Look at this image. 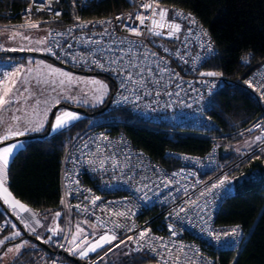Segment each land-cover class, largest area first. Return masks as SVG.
Segmentation results:
<instances>
[{"label": "built area", "instance_id": "2783aa9c", "mask_svg": "<svg viewBox=\"0 0 264 264\" xmlns=\"http://www.w3.org/2000/svg\"><path fill=\"white\" fill-rule=\"evenodd\" d=\"M100 1L0 0V25H49L48 49L52 51L48 54L71 70L108 76L114 88L112 109H126L172 134L210 138L213 144L203 154L167 151L165 155L171 159L168 165L134 146L125 133L113 131L111 121L77 134L65 151L61 167L66 221L67 216L71 220L74 214L80 215L102 231L117 236L114 245L84 264H98L111 252L109 249H114L122 240L130 243L136 252L161 264H221L220 252L237 250L247 238L240 224H221L218 216L227 198L235 192L234 169L238 163L257 151L264 156V62L245 77H230L208 66L218 55L219 48L210 29L194 12L159 0V7L168 9L167 20L182 26L181 32L176 34L178 38H169L166 28L162 30L163 35L155 36L135 20L137 13L151 15L150 10L141 8L145 0H124L125 8L113 9L107 15L85 17L84 10ZM14 2L16 8L12 5ZM178 12L190 13L197 23L191 24L177 16ZM121 16L124 19H116ZM150 23V20L145 22L146 25ZM126 24L139 27L144 35L128 32ZM189 28L192 29L190 34ZM205 31L207 36L203 35ZM209 40L211 51L207 48ZM121 49L132 51L124 55ZM121 55V65L127 66L131 58L145 69L146 83L135 86V92L131 91L134 87L131 83L127 89L119 86L124 75L118 74L120 65L112 64L111 60ZM93 61H99L104 68ZM157 65L167 71H159ZM149 67L151 76L147 72ZM206 72L222 75H202ZM8 74L10 70L0 66V81ZM154 80L159 83H152ZM245 81H252V87ZM224 89H242L250 93L259 106L258 115L243 122L222 112L214 114L216 103L220 105L218 95ZM124 96L128 99L124 100ZM250 134H258L260 142L255 144L250 140L247 146L241 147L225 142L229 138L244 139ZM233 152L239 154L238 159H231ZM221 180L225 181L223 185L201 196ZM96 197L100 199L93 204ZM182 207L185 212H179ZM116 212L126 215H113ZM16 216L25 222L21 215ZM169 225L173 226L171 230ZM237 226L239 233L232 235L231 230ZM3 229L1 225L0 234ZM146 229L150 232L140 239L139 234ZM217 234L220 240L216 239ZM130 236L135 241L128 240ZM49 240L54 249L66 250L65 246H60L64 245V240L57 234L51 235ZM63 257L54 254L58 263Z\"/></svg>", "mask_w": 264, "mask_h": 264}, {"label": "trees", "instance_id": "16d2710c", "mask_svg": "<svg viewBox=\"0 0 264 264\" xmlns=\"http://www.w3.org/2000/svg\"><path fill=\"white\" fill-rule=\"evenodd\" d=\"M166 3L182 6L194 12L200 22L210 29L219 53L210 61L209 67L220 69L230 77L242 78L264 62V0H166ZM12 5L15 8L17 6L15 2ZM126 6L124 0H102L91 4L83 13L85 17H97ZM245 56L249 57V63L243 61ZM48 58L54 60L51 55ZM218 100L220 105L216 103L214 114L222 112L228 117L243 122L258 115V104L245 90L224 89L219 93ZM103 113L108 114L113 122L111 125L113 131L125 133L134 146L143 148L155 160L168 165L171 159L166 157L167 151L203 154L213 144V140L207 137L169 133L137 118L126 109H108L95 111L93 114ZM87 118L83 117L54 133L44 130L43 135L24 136L27 138L26 144L14 154L9 164L7 171L9 189L15 197L35 209L39 215L62 208V160L71 140L89 128L86 125ZM238 141V138L225 140L226 143L233 144ZM230 156L232 160L239 158L237 152H233ZM234 175L236 176L235 192L227 198L218 216V222L227 225L240 224L245 229L247 238L237 250L221 251L220 263L264 264V156L262 153L257 151L249 158L241 160L234 169ZM0 205L1 226L5 218L4 210L11 216L14 214L1 199ZM145 257L140 264L155 262L152 258ZM21 258L10 264H38L35 259L25 260L24 256ZM67 259L68 264H77ZM83 263L85 261L81 259V264Z\"/></svg>", "mask_w": 264, "mask_h": 264}, {"label": "rangeland", "instance_id": "374dc122", "mask_svg": "<svg viewBox=\"0 0 264 264\" xmlns=\"http://www.w3.org/2000/svg\"><path fill=\"white\" fill-rule=\"evenodd\" d=\"M49 33L50 26L47 24L39 25L37 28L27 27L26 25H23V27L22 25H0V66L5 65L11 73H16V75L11 77V80L8 81L9 84L14 85L13 91L8 97L11 102L3 108H0V135H4L9 129L12 131H24L27 128L32 129L37 127L40 122H43V127L40 128V131L44 128V130H50V132L53 133L51 126L54 123L55 116L63 111L76 112L82 114L84 118L88 117L86 125L89 127L99 126L111 121L109 115L106 113L100 115L90 114L97 111L101 105L108 102L110 98L112 82L108 76L103 77V75H89L75 72L56 62L50 64L47 58L32 53L21 54L20 56L6 53L39 52L47 54ZM11 49L15 50L13 51ZM47 66L71 73L74 78L81 82L72 84L66 83L63 90L57 87L56 91H52V87L43 82L48 72ZM47 78L49 80L56 79L57 81L62 79V77L59 76ZM93 79L99 80L107 85L103 94L94 91L97 87L96 85L85 83ZM5 87L6 80L0 83L1 92L4 91ZM25 87L28 88V91H24ZM67 97H75L76 100L73 101ZM97 97L100 99H97ZM57 99L60 101L59 104L55 103ZM36 101H40V103L37 104ZM79 108L88 110V113L79 111ZM111 109L112 107L110 105L109 110ZM257 137H259L258 134H250L248 137L240 139L236 144H238L239 147L247 146L250 140H252V143L256 144L258 141L260 142ZM4 212L5 218L3 226L5 230L0 234V241H3V243H0V264H9L14 260L17 261L18 258L22 256H24L25 260H30V258H32V260L35 259L34 261L38 264L69 263L67 257H64L62 261L58 263L57 260H54V254L51 255L49 251L41 248L31 239L23 237V231L18 226L16 220L9 215L7 211L4 210ZM56 213L60 215L57 216ZM40 216L44 223L42 228L33 232L32 228L28 227L31 232L46 242L48 238L53 235L50 229H56L57 231L55 234L59 235L61 238L64 237L63 240L66 249L70 247L69 241H71L72 236L76 233V226L78 224L84 232L76 243H80L85 236H87L89 240L90 237L102 231L93 222L78 215L74 218V225L71 226L72 229H70V220L67 216L66 221L63 208L49 211ZM24 223L28 225L27 222ZM17 232L20 234L15 235ZM21 245L22 247L19 248V251H16L17 246ZM85 247H87V245H85ZM9 249H13V251H8ZM75 255L78 258H84L81 257L78 252ZM145 256L144 253L136 252L130 243L127 242L126 245L121 244L120 247H116L111 251L108 256L102 258L100 264H131L135 258L143 259L146 258ZM21 260L22 258L20 261Z\"/></svg>", "mask_w": 264, "mask_h": 264}, {"label": "snow or ice", "instance_id": "6c2138e0", "mask_svg": "<svg viewBox=\"0 0 264 264\" xmlns=\"http://www.w3.org/2000/svg\"><path fill=\"white\" fill-rule=\"evenodd\" d=\"M141 8L143 10H150L151 15L145 16V15H143L142 12L137 13L135 15V20L139 21V24L141 26L148 27L149 31H151L153 35H155V36L163 35L164 33L162 30L165 28L168 30L167 35L169 38L176 37V34L181 32V30H182L181 24L167 20L168 9L159 7V0H151V2H148V0H145V2H143L141 4ZM37 10L39 11L41 9L38 8ZM56 15L59 16L60 14L57 13ZM176 15L184 17L191 24L197 23L195 18L192 17L190 13L185 14L183 12H178ZM157 16L159 17V19H156ZM116 19L121 20V19H124V17L121 16V17H117ZM148 20L151 21L150 25L145 24V22ZM100 23H104V21H100ZM107 23L110 24L111 21H107ZM26 26L31 27V28L39 27V25L37 23H28ZM22 27H23V25H22ZM125 29L128 32L135 34L137 36L144 35V33L140 30L139 27H129L126 24ZM191 31H192V29L189 28L188 29L189 34L191 33ZM203 35L207 36L208 33L205 31V32H203ZM176 38H178V37H176ZM121 43H123V41H121ZM69 47H71V46L69 45ZM207 48L209 51H211L212 45H211L210 40H209V43L207 44ZM11 50L14 51L15 49H11ZM47 51L51 53L52 50H51V48H49V49H47ZM120 51L124 55H127L128 53H131L132 50L128 49L127 52H124V50L121 49ZM152 55H156V54L152 53ZM122 59H123V55H121L119 59L111 60L112 64L120 65L118 68V74L124 75V80L120 83L119 86L122 89H127L128 84L131 83L132 85H134V87L131 88V91L135 92L136 91L135 86H143L146 83V80H145L144 75H143L145 69L141 68L139 64L134 63L131 58H129L127 66L121 65ZM243 61L245 63H249L250 62L249 57L245 56L243 58ZM93 62L96 63L98 67H100L102 69L104 68V65L99 63V61H93ZM47 67H48V72H47L46 78L44 79L43 82L45 84H49L52 87V91H56L57 87H60L61 90H63L64 85L66 83L72 84V83H80L81 82V81L77 80L76 78H74L71 73L63 72L60 69H54L51 66H47ZM157 67H158L159 71H161V72L167 71L166 68H159V65H157ZM112 70L117 71V69H112ZM17 71H19V70H17ZM147 72L150 76L153 75L152 69L150 67L147 69ZM15 75H16V73L8 74L9 81L11 80V77H13ZM202 75L220 76L222 74L218 73V72H206V73H202ZM57 76L62 77V79H59L57 81L56 79L49 80L47 78V77H57ZM136 77H139V78L137 79ZM151 82L152 83H159L158 80H154ZM85 83H90L92 85H96L97 87L94 89V91L100 92L101 94H103L107 88V85H105L101 81L95 80V79H93L91 81H86ZM245 83H247L249 85V87H252V81H245ZM13 86L14 85L9 84V82L6 81V87L4 88V91L2 93H0V108H3L4 106L8 105L11 102L8 99V97H9V94L13 91ZM24 91H28V88L25 87ZM156 94L159 95V92H157ZM169 95H171V93H169ZM67 98L70 100H73V101L76 100L75 97H67ZM97 99H100V98L97 97ZM123 99L127 100L128 97L124 96ZM137 99H139V97H137ZM59 102L60 101L58 99L55 101L56 104H59ZM36 103L39 104L40 101H36ZM45 103H47V102H45ZM46 111H47V109H46ZM79 118L80 117L77 113H74L71 111H63V112H61L55 116V120L51 126V130L54 132L61 130L65 127H68L71 122L78 120ZM42 127H43V122H40V124L37 127L32 128V129H26L25 131H12L11 129H9L8 133L6 135H4L3 137H0V142L8 140L11 137L25 135L28 130L39 131L40 128H42ZM257 139L259 140L260 138L257 137ZM19 146L20 145L13 143V144L6 146V147H0V197H2L3 201L6 204H8L13 210H17V209L19 210L17 212V215H19V213H31L33 216H35L36 214L34 212H32V210L28 206L21 203L19 200L15 199L13 197L12 193L9 191L8 187L5 186L6 176H7V167L9 164L10 157L13 155L14 150L17 149ZM225 179H227V178H225ZM170 182L171 181H169V183ZM224 182H225L224 180H221L218 184H213L211 186V188L208 189V192L207 193L202 192L201 196H204L206 194L211 193L213 189L220 187L221 185L224 184ZM99 199H100L99 197H96L94 200H92V203L95 204L96 200H99ZM77 207H79V205H77ZM179 212H185V209L182 207V208H180ZM179 212L176 213L177 216H179ZM56 215L59 216L60 214L56 213ZM113 215L125 216L126 214L124 212H116V213H113ZM36 223L39 224V220H37ZM26 226L31 227L30 224L26 225ZM117 226L122 227V225H117ZM76 228H77V231L72 236L71 241H69L70 247L67 249L70 253H72L74 255L77 254V252H78V254L81 257H86L88 255V252H94L98 248L103 247L104 244H110L113 241L117 240V236L115 234H112V235L104 234V235H101L98 240H95V242H90L88 240L87 236H85L84 239H82L80 241V243H76V241L80 238L81 234L84 232V230L82 228H80L79 224L76 226ZM172 228H173V226L169 225V229L171 230ZM32 231L35 232V229H32ZM50 231H52L53 234H55L57 230L56 229H50ZM148 232H150V229H146V230L142 231L139 234L140 239H144L147 236ZM238 233H239L238 226L231 230L232 235H237ZM19 234H20L19 232L15 233V235H19ZM175 234L176 233L173 231L172 235H175ZM224 235L227 236V235H229V233H224ZM220 238H221V236L219 234H217L216 239L220 240ZM37 239H40V237L37 236ZM128 240L135 241V238L130 236V237H128ZM46 242H50V240L46 241ZM0 243H3V241H0ZM121 244L126 245L127 241L122 240V241H120V244H116L115 247H120ZM85 245H87V247H85ZM60 246L64 247V245H60ZM20 247H22V245L17 246L16 251H19ZM165 247H167V246L165 245ZM152 250L155 251V249H152ZM8 251H13V249H9ZM109 251H112V249H109Z\"/></svg>", "mask_w": 264, "mask_h": 264}, {"label": "crops", "instance_id": "0c3cea01", "mask_svg": "<svg viewBox=\"0 0 264 264\" xmlns=\"http://www.w3.org/2000/svg\"><path fill=\"white\" fill-rule=\"evenodd\" d=\"M47 54H48V52H47ZM42 57V56H41ZM44 58H47V61H49L50 62V64H52V62H55L54 60H52V59H49L48 57H44ZM57 63V62H56ZM57 64H59V63H57ZM60 65V64H59ZM2 66V65H1ZM3 66H5V65H3ZM6 67V66H5ZM8 68V67H7ZM76 72V71H75ZM11 73V72H10ZM82 73V72H81ZM84 74H86V73H84ZM4 80H6V81H9V76L6 78V79H4ZM4 80H1L0 81V83H2ZM0 93H2L1 92V90H0ZM74 113H76V112H74ZM78 115H79V119H81V118H83L84 116L82 115V114H80V113H77ZM78 119V120H79ZM75 121H77V120H75ZM75 121H73V122H75ZM73 122H71V123H73ZM70 123V124H71ZM27 129H30V128H27ZM25 131V130H24ZM44 131V128H43V130H39V131H31V130H28L27 132H26V134L25 135H21V136H16V137H11L10 139H8V140H5V141H3V142H0V147H6V146H9V145H11V144H13V143H15V144H18V145H20L17 149H15L14 150V153H13V155L10 157V160H9V164H10V162H11V160H12V158H13V156H14V154L20 149V148H22L25 144H26V139L27 138H24V136H28V135H32V134H41L42 132ZM53 133H54V131H52ZM56 132V131H55ZM8 133V132H7ZM7 133H5L4 135H6ZM4 135H0L1 137H3ZM9 164H8V167H9ZM8 167H7V171H8ZM5 186L6 187H8V189H9V186H8V172H7V176H6V182H5ZM61 190H62V187H61ZM9 191L11 192V190L9 189ZM12 193V192H11ZM12 195H13V197L15 198V199H17V200H19L21 203H23V204H25L26 206H28L31 210H32V212H34L36 215L35 216H33L31 213H19V215H21V217H23V219H24V221L25 222H27L28 223V225L30 224L31 225V227L30 228H32V229H35V231H38L39 229H41L42 228V226H43V222H42V217L39 215V213L35 210V209H33V208H31L29 205H27L26 203H24L23 201H21L20 199H18L17 197H15V195L12 193ZM0 199L3 201V198L2 197H0ZM4 202V201H3ZM5 203V202H4ZM5 205L12 211V213L14 214V215H17V212L19 211L18 209L17 210H13L8 204H6L5 203ZM62 208H63V205H62ZM65 213V212H64ZM77 215L76 214H74L73 215V217H72V219L70 220V229H72V227L71 226H73L74 225V218L76 217ZM78 216H80V215H78ZM37 220H39V224H37L36 223V221ZM68 220V221H69ZM25 226H26V224H24ZM26 228L31 232V230L26 226ZM70 232H71V230H70ZM104 234H108V235H112V233H110V232H105V231H101L100 233H98V234H96L95 236H93V237H90V239H89V241L90 242H95V240H98L99 239V237L101 236V235H104ZM59 236V235H58ZM60 237V236H59ZM61 238V237H60ZM64 238V237H63ZM62 238V239H63ZM68 239H69V236H68ZM112 245H114V241L112 242V243H110V244H104L103 245V247H100V248H98L96 251H94V252H88V255L86 256V257H84V258H79L80 260L82 259V260H84V261H88L89 259H92V258H94V256L95 255H97L98 253H101L102 251H104L106 248H109V247H111ZM65 246V245H64ZM109 246V247H108ZM66 247V246H65ZM116 248V247H115ZM114 248V249H115ZM114 249H112V251L114 250ZM67 250V249H66ZM68 251V250H67ZM72 254V253H71ZM110 254V252L106 255V256H108ZM74 255V254H73ZM99 255V254H98ZM97 255V256H98ZM75 257H77L76 255H74ZM96 256V257H97ZM66 257V256H65ZM78 258V257H77ZM102 260V259H101ZM101 260L99 261V263L98 264H100V262H101ZM142 260L143 259H140V258H135L132 262H131V264H140L141 262H142ZM75 262V261H74ZM75 263H77V262H75ZM10 264V263H9ZM17 264H21V263H17ZM77 264H79V263H77ZM81 264V263H80ZM84 264V263H83Z\"/></svg>", "mask_w": 264, "mask_h": 264}, {"label": "water", "instance_id": "95a60500", "mask_svg": "<svg viewBox=\"0 0 264 264\" xmlns=\"http://www.w3.org/2000/svg\"><path fill=\"white\" fill-rule=\"evenodd\" d=\"M10 55H17V54H29V53H32V54H36V55H39V56H42V57H49L48 54H45V53H39V52H6ZM87 74H93V73H87ZM94 75H104V73H94ZM111 102V101H110ZM109 102V104H110ZM108 104V105H109ZM79 111L81 112H85V113H88V110L86 109H82V108H79ZM90 114H93V113H90ZM48 133H50V130L47 131ZM38 135H43V133L41 134H38ZM29 136V135H28ZM27 136V137H28ZM18 226L22 229L23 231V235L26 237V238H29L31 239L32 241H34L35 243H37L38 245H40L41 247L47 249L50 253L52 254H62L64 256H66L67 258L77 262V263H81V260L77 257H75L73 254L69 253L67 250H64V249H54L50 244L46 243L44 240H42L41 238L40 239H37V236L35 234H32L27 228L26 226L24 225V223L16 216H12ZM146 264H161L159 262H151V263H146Z\"/></svg>", "mask_w": 264, "mask_h": 264}, {"label": "flooded vegetation", "instance_id": "af4514ba", "mask_svg": "<svg viewBox=\"0 0 264 264\" xmlns=\"http://www.w3.org/2000/svg\"><path fill=\"white\" fill-rule=\"evenodd\" d=\"M79 73H81V72H79ZM92 75H94V74H92ZM105 75H103V77H104ZM102 77V76H101ZM113 84V83H112ZM113 92H114V88L112 87V89L110 90V98H109V100H108V102H106V103H104L103 105H101V107L97 110V111H102V110H105V111H107L108 109H109V107H110V105H111V102H112V99H113ZM111 101V102H110ZM109 102H110V104H109ZM109 104V105H108ZM102 113V112H101ZM32 233V232H31ZM33 234V233H32Z\"/></svg>", "mask_w": 264, "mask_h": 264}]
</instances>
